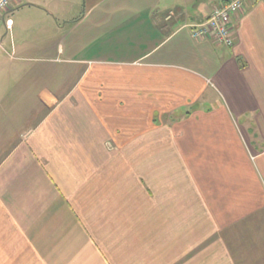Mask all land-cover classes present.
I'll return each instance as SVG.
<instances>
[{
  "label": "crops",
  "instance_id": "0c3cea01",
  "mask_svg": "<svg viewBox=\"0 0 264 264\" xmlns=\"http://www.w3.org/2000/svg\"><path fill=\"white\" fill-rule=\"evenodd\" d=\"M230 1L84 0L49 47L10 35L32 102L0 121V264H264V0L233 48L191 37Z\"/></svg>",
  "mask_w": 264,
  "mask_h": 264
},
{
  "label": "rangeland",
  "instance_id": "374dc122",
  "mask_svg": "<svg viewBox=\"0 0 264 264\" xmlns=\"http://www.w3.org/2000/svg\"><path fill=\"white\" fill-rule=\"evenodd\" d=\"M83 5L84 0H24L20 7L16 8L14 11L8 12L5 15L4 20L2 19L3 16H0V121L5 120V122H7L9 128L11 129L9 134L10 138H13V136H20L21 132L18 130L24 128V125L22 124L24 118L17 116L16 112L22 113L26 106L30 108L32 102L13 100L15 92L19 93V89L24 86L22 81L19 79L24 75L12 73L13 63L11 62L12 60L10 59V55L13 52L11 53L10 35L16 33L18 36V43L23 39L28 40L31 44L33 43V45L36 41L38 43L42 41L43 48L44 46L49 47L51 42L49 38H51L50 36L55 35V31L50 25V21L44 16H55V20H57V22H62V20L66 17H74L73 12L81 9ZM9 19L12 21L11 28L7 27V21ZM55 24L56 23L54 21V26L56 27ZM13 26L14 30H12ZM31 54L27 55V57L39 56L38 54H34L32 51ZM15 63H18V61H15ZM29 64V67L34 68L35 70L38 66H48L40 65L38 62ZM28 71L31 72L32 69L27 70V72ZM14 72L16 71L14 70ZM19 72H22V69L16 73ZM33 92L34 90L31 92L32 95ZM35 94H37V92H35ZM35 103L36 102L33 101V104ZM5 113H8V116H4ZM39 119L40 117L38 116L29 118L30 124H28V126L35 124L39 121ZM4 134L5 133H0V142L2 139L1 137ZM6 152L7 149L0 150V158Z\"/></svg>",
  "mask_w": 264,
  "mask_h": 264
},
{
  "label": "built area",
  "instance_id": "2783aa9c",
  "mask_svg": "<svg viewBox=\"0 0 264 264\" xmlns=\"http://www.w3.org/2000/svg\"><path fill=\"white\" fill-rule=\"evenodd\" d=\"M19 1L0 0V16ZM246 2L247 0H231L215 8L204 22L192 26L191 37L196 41H212L216 45L233 48L235 45L234 18L244 10ZM7 27L10 28L9 21Z\"/></svg>",
  "mask_w": 264,
  "mask_h": 264
}]
</instances>
